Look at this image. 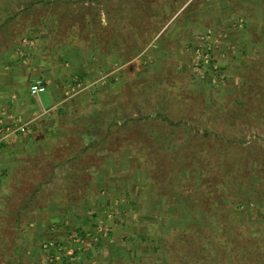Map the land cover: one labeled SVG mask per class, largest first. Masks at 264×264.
<instances>
[{"label":"rangeland","instance_id":"1","mask_svg":"<svg viewBox=\"0 0 264 264\" xmlns=\"http://www.w3.org/2000/svg\"><path fill=\"white\" fill-rule=\"evenodd\" d=\"M9 16L7 74L37 68L25 81L63 93L39 128L47 150L101 137L32 202L48 165H14L0 188L11 264H48L19 252L31 238L62 241L69 264H264V0H0Z\"/></svg>","mask_w":264,"mask_h":264},{"label":"crops","instance_id":"2","mask_svg":"<svg viewBox=\"0 0 264 264\" xmlns=\"http://www.w3.org/2000/svg\"><path fill=\"white\" fill-rule=\"evenodd\" d=\"M6 44L7 43L5 42V39L0 41L1 46H5ZM8 44L14 47L19 45H14V43ZM18 54L20 55L19 52ZM20 57L21 55L19 56V58ZM14 59L15 58H11V56H5L3 58L0 57V117L5 123L24 124L25 131L18 132L14 136H11L0 150V188L4 191V193H8L10 177L13 174L20 173V168H15L14 165L17 164L18 161L22 159V157H35L37 155H39L40 157L48 155L47 153L49 150H47V147L45 145V143L47 142V138L44 137L43 132L39 131V128H43V123L46 121V114L49 115L53 112L55 107H57V105L61 102L60 99L63 94L61 93L60 89H57L53 86V81L51 85L49 84L50 80H44L46 81V89L49 90L51 98H55L56 101L47 108H43L40 94L38 96L31 95L28 90L30 83L28 81H25L26 78L27 80H29L28 78L30 76L37 75V68L25 70L27 71L25 74H17L15 72L7 74L5 69L14 68V64H12L14 62ZM23 94L28 95L29 98L24 100L22 97ZM34 99L39 102L42 111H37L36 105H31L33 102H35ZM29 101L31 104H29ZM26 133L30 135L26 136ZM22 134L25 136L23 137ZM21 163H23V161ZM32 241V238L30 239V241H22V250L20 251L19 249V252L24 251L23 254L28 256V261H32L31 259H29L28 249L33 250L32 252H41L40 248H37V250H35L36 246L34 247V245L36 242L32 244ZM2 252L5 253V251L0 250V254ZM17 252L18 251L16 250L15 253Z\"/></svg>","mask_w":264,"mask_h":264},{"label":"trees","instance_id":"3","mask_svg":"<svg viewBox=\"0 0 264 264\" xmlns=\"http://www.w3.org/2000/svg\"><path fill=\"white\" fill-rule=\"evenodd\" d=\"M10 17L11 16H9L8 18H6V20L5 19H2L0 21V41H2V40L5 39V42L7 44L8 43H14V42H11L10 39H9V37L7 36V34H8L7 32H9L8 31L9 27H8V23L7 22L9 21V18ZM252 96H254V94H252L250 96V98H253ZM248 100H250L249 99V95L246 96V98L243 101V103L245 104ZM244 104L241 103V105H243V106H244ZM123 123L125 124V122H123ZM109 132H110V128H107L106 131H105V134L103 135L102 140L105 139L108 136ZM100 141H101V137H99L98 140H91L85 146L78 147L77 149H75V148H73V149L69 148L70 145H69V142L67 141L65 143H60L61 145L59 146V149L58 150H55V147H54L52 150L48 151V155L47 156L45 155V156H40L38 158H35V160H40L39 163H35L36 167L39 168V164L40 163L43 164V165H46V166L48 165L47 169H48L49 172L47 173L48 175L46 176V178L43 181L37 183L36 186H35V188L31 190V193L28 194V198L27 199L30 202H32L34 199H36V197H35L36 194L38 192H40L41 189H43V185H47V186L50 185V183L53 181V179L55 177V174H54L55 167H59V166H63L64 167L65 165H68V164H71V163H74V164L75 163H78V165H79L81 163L80 160L82 158L83 153L87 152L90 147H96V146H98V143ZM142 145H143L144 150H147V144H146V142L144 140L142 142ZM64 146H65V149L66 150H60V149H64ZM153 148H154V146L152 147V149ZM151 152H153V150H150V153ZM153 156H155V155H153ZM94 158H98V156L96 155L95 152H94ZM160 158H162V157H160V156L157 155V159L159 160ZM157 163H158V161H157ZM250 163H251V161L247 162L246 167H248L250 165ZM244 167H245V164L244 165H241V169L244 168ZM79 176H81V175L79 174ZM74 177H75L74 182H75L76 186L78 184L82 183L83 181L85 182L84 178H82V177H81V180L78 179V178H76V176H74ZM64 180L65 181H68L65 178H64ZM228 182L232 183V180L231 181L228 180ZM67 185L70 186V183L67 182L65 184L66 189L68 187ZM25 205H26V203H23L22 206H21V208H19L16 211L17 212L16 214H19L20 212H22V207L25 206ZM75 231H76L75 232V236L76 237H82L84 235V232L81 229H76ZM251 241L254 243V241L252 239H251ZM43 242H42V244H43ZM60 243H61V245H64V243H62V241H60V240L57 241V244H60ZM42 244L40 246V251H41V253L43 255L46 256L49 251L48 252L47 251H44V249L42 247ZM16 246H17V244H11L10 243L9 245H7V248H5V253L3 252V255H4V259H5V263L6 264H11V262L14 261V258L16 256V254H15V251H16L15 250V247ZM255 246H256V242L254 243V247ZM244 247H247L246 249H249L250 250L248 253H252V251L254 250V249H251L252 248V244H249V243H248V245H246ZM3 251H4V249H3ZM54 251L55 250L53 248L50 249V253L53 254ZM55 260L56 259H54L53 261H55ZM67 261L68 260H66L65 258H63L62 261H60V262L58 260H56L55 261V264L62 263V262H66L67 264H69L68 263L69 261L68 262ZM47 263L48 264H53L50 261H48Z\"/></svg>","mask_w":264,"mask_h":264},{"label":"built area","instance_id":"4","mask_svg":"<svg viewBox=\"0 0 264 264\" xmlns=\"http://www.w3.org/2000/svg\"><path fill=\"white\" fill-rule=\"evenodd\" d=\"M29 93L33 96H38L40 93L46 90L45 81L42 78H34L29 84ZM25 125L24 124H9L5 123L0 117V150L5 142L11 137L14 136L18 132H24ZM44 251H49L47 253L48 261H53L59 257L61 254L63 246L61 244H57L56 241L45 240L42 244ZM53 248L54 253H50V249ZM69 253V252H68ZM70 252L69 254H71Z\"/></svg>","mask_w":264,"mask_h":264}]
</instances>
